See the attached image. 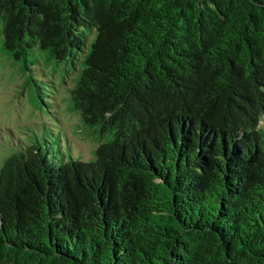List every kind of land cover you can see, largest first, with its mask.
I'll use <instances>...</instances> for the list:
<instances>
[{
    "label": "trees",
    "instance_id": "16d2710c",
    "mask_svg": "<svg viewBox=\"0 0 264 264\" xmlns=\"http://www.w3.org/2000/svg\"><path fill=\"white\" fill-rule=\"evenodd\" d=\"M0 51L97 139L4 157L0 264H264V0H0Z\"/></svg>",
    "mask_w": 264,
    "mask_h": 264
},
{
    "label": "rangeland",
    "instance_id": "374dc122",
    "mask_svg": "<svg viewBox=\"0 0 264 264\" xmlns=\"http://www.w3.org/2000/svg\"><path fill=\"white\" fill-rule=\"evenodd\" d=\"M43 59L48 69L39 67L37 70L44 78L48 73L57 85L56 113L41 100L43 98L48 103L43 95L52 101L54 98L53 94L48 92L46 83L44 82L39 90L35 89L21 69V63L18 64L0 51V163L14 148H25L21 142L32 139L34 133L40 137L47 134L53 138L60 132L59 129H64L61 138L67 156L71 150L74 157L77 154L88 159L93 155V149L96 147L94 140L97 139L91 128L81 125L79 114L70 109L73 73H66L64 62H48L46 58ZM262 123L264 124V119Z\"/></svg>",
    "mask_w": 264,
    "mask_h": 264
},
{
    "label": "clouds",
    "instance_id": "9594fccd",
    "mask_svg": "<svg viewBox=\"0 0 264 264\" xmlns=\"http://www.w3.org/2000/svg\"><path fill=\"white\" fill-rule=\"evenodd\" d=\"M264 119V118H263ZM263 124V123H262Z\"/></svg>",
    "mask_w": 264,
    "mask_h": 264
}]
</instances>
